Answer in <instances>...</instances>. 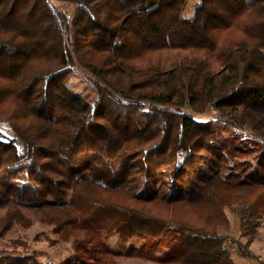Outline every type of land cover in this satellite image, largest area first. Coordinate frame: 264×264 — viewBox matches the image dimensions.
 I'll use <instances>...</instances> for the list:
<instances>
[{
    "label": "trees",
    "instance_id": "1",
    "mask_svg": "<svg viewBox=\"0 0 264 264\" xmlns=\"http://www.w3.org/2000/svg\"><path fill=\"white\" fill-rule=\"evenodd\" d=\"M66 1L72 16L0 0V116L22 147L0 140V236L37 214L71 251L0 264H236L225 209L244 234L264 217V0H201L191 17L189 0ZM77 66L94 99L69 84Z\"/></svg>",
    "mask_w": 264,
    "mask_h": 264
},
{
    "label": "rangeland",
    "instance_id": "2",
    "mask_svg": "<svg viewBox=\"0 0 264 264\" xmlns=\"http://www.w3.org/2000/svg\"><path fill=\"white\" fill-rule=\"evenodd\" d=\"M246 1L254 2L256 0ZM52 2L57 7L67 11L70 16L73 15L74 4L72 2L66 0H52ZM200 3L201 0H189L183 15L187 17L193 16ZM69 84L83 96L90 99L96 97L97 91L94 83L89 79L87 71L80 66H77L76 72L70 78ZM0 140L16 143L22 149L12 126L8 121L1 119V116ZM204 209L207 210V206H204ZM204 209L202 206L184 207V205H182L178 207L182 215L187 210L197 215H203ZM240 209L241 207L239 205L227 207L225 209V218L222 220L224 225H219L218 231L221 235L227 237V246L236 264H264V217L252 218L250 231L244 234L241 226L242 214ZM33 218L35 221L34 226L27 227L25 230L23 229L21 233L13 230L0 236V255L31 253L40 261L57 262L67 252L71 251L69 247L65 248L63 245L58 246L53 244L49 236H54V238H56L57 235L53 233L52 228L49 227L47 223L40 221V217L37 214H34ZM209 219H211L210 216ZM249 239H251V242L247 247L250 255H247L241 248L247 245ZM108 242L115 248L122 247V242L117 235H113ZM132 243L139 245L140 242L138 243L135 239L133 242L130 241L127 243V245H131ZM118 262L119 264H164L155 260L139 257H120Z\"/></svg>",
    "mask_w": 264,
    "mask_h": 264
},
{
    "label": "bare ground",
    "instance_id": "3",
    "mask_svg": "<svg viewBox=\"0 0 264 264\" xmlns=\"http://www.w3.org/2000/svg\"><path fill=\"white\" fill-rule=\"evenodd\" d=\"M10 131V130H9ZM4 132V131H3Z\"/></svg>",
    "mask_w": 264,
    "mask_h": 264
}]
</instances>
